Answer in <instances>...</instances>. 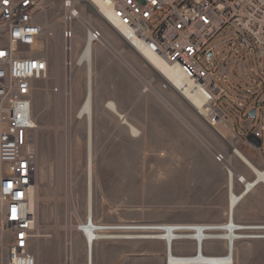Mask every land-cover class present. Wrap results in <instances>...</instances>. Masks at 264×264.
<instances>
[{
  "label": "rangeland",
  "instance_id": "1",
  "mask_svg": "<svg viewBox=\"0 0 264 264\" xmlns=\"http://www.w3.org/2000/svg\"><path fill=\"white\" fill-rule=\"evenodd\" d=\"M75 1L83 21L74 19L71 23V69L75 68V73L69 102L61 33L63 0H36L34 11L36 22L58 25L54 40L44 33L34 45L35 55L45 57L48 63L46 77L34 82L31 93L40 174L37 173V226L30 243L36 264H64L68 249L71 264H86L84 236L75 229V217L87 216V124L85 116L76 118L85 95L86 64L83 61L76 67L75 63L86 44L85 21L92 10L87 0ZM91 20L102 34L101 41L92 44L91 54L93 222L225 223L229 197L227 165L215 159L216 153L224 154L234 170L238 158L233 148L249 158L250 151L260 153L252 150L246 136L238 135L239 118L234 114L239 112L221 102L222 112L229 117V132L220 135L209 123V116L192 108L114 29L97 17L91 16ZM5 40L0 26V43ZM257 63L260 73L255 74L252 69ZM217 64L215 81L219 85L225 87L231 79L236 87H252L258 90L260 99L264 98V56L258 59L248 51L239 52L223 63L219 58ZM223 73L226 74L221 76ZM144 80H150L153 90H145ZM259 82L257 87L255 83ZM108 101L114 102L119 112L139 129V137L130 136L128 127L108 108ZM257 118L258 115L254 122ZM67 120L73 124L71 130L66 126ZM260 148L264 153V136ZM234 180L233 191L240 194L242 184L235 177ZM71 202L76 213L70 211ZM68 219L73 225L69 238ZM233 219L243 225H264L263 183L237 204ZM240 233L234 244V264H264V230ZM119 236L100 238L94 243L93 264H167L164 240ZM225 243L222 239H208L203 252L223 255ZM173 253L193 255V241H174Z\"/></svg>",
  "mask_w": 264,
  "mask_h": 264
},
{
  "label": "built area",
  "instance_id": "2",
  "mask_svg": "<svg viewBox=\"0 0 264 264\" xmlns=\"http://www.w3.org/2000/svg\"><path fill=\"white\" fill-rule=\"evenodd\" d=\"M102 1L112 18L125 28L122 33L125 42L129 41L133 47L139 43L149 48L169 64L178 66L183 77L199 86L205 101L213 106L212 111L219 112H210L211 121L226 122L229 118L222 112V101L235 110L249 108L247 115L251 108H255V116L262 115L264 101L259 98L258 90L236 87L231 79L225 87L219 85L215 81V68L219 58L223 63L239 52L248 51L258 59L264 56V0ZM87 4H90L88 0ZM77 5L75 0H63L62 4L61 33L67 82L72 66L71 56H68L73 37L71 23L81 18ZM35 7L36 0H0V26L6 39L0 43V264H36L30 252L37 226L31 200L38 156L31 93L34 82L46 77L48 63L45 57L35 55L34 45L44 33L54 40L58 25L43 26L36 22ZM92 14L105 22L106 19ZM85 28L86 43L101 41L102 34L92 20ZM218 37L222 39L215 41ZM252 70L260 73L259 64ZM255 85L259 87L260 82ZM253 134L261 140L260 131ZM215 159L225 162L227 157L216 153ZM75 219L76 230L80 232L81 225L89 226L93 222L89 216ZM95 227V231L109 236L117 233L114 235L128 239L166 228L190 232L201 227L209 232L218 225L118 223Z\"/></svg>",
  "mask_w": 264,
  "mask_h": 264
},
{
  "label": "bare ground",
  "instance_id": "3",
  "mask_svg": "<svg viewBox=\"0 0 264 264\" xmlns=\"http://www.w3.org/2000/svg\"><path fill=\"white\" fill-rule=\"evenodd\" d=\"M90 3L88 6L92 10V13L104 18L105 22L114 29L121 37L122 33H125V28L121 26L116 20L112 18L111 12L106 8L104 2L102 0H88ZM93 14L87 15L88 22L85 21V25L89 24L91 21V16ZM106 17V18H105ZM81 19V18H80ZM110 19V20H108ZM83 21V19H81ZM104 43V42H103ZM126 43L131 46L130 42L126 41ZM107 45V43H105ZM92 43L87 41L85 47L81 54H79L76 58V67L79 66L83 61L86 64V87H85V95L83 100L79 106V109L76 113V118L79 119L82 116L86 117L87 124V153H86V171H87V182H86V215L91 217L92 219V166H93V141L91 136V126H92V98H93V73H92ZM139 55L142 57L155 71L158 73L192 108H194L200 115L209 116L212 109L209 104L205 101V96L200 91L199 86L192 82L191 80L182 76L180 69L178 66L171 65L165 59L160 57L157 53L151 51L149 48L144 47L143 45L136 43V47L131 46ZM118 56L121 55V51L116 52ZM70 56V53L68 54ZM75 73L74 69L68 70V75L70 77L67 82V96L68 102L71 92L72 85V75ZM145 90H153L150 84V80H144ZM107 106L112 113L117 115L120 119V123L125 124L129 129L130 136L136 138L139 137L140 131L137 127H135L126 117L125 114L119 112L116 104L112 101L107 102ZM215 111L216 114L219 112ZM69 119V118H68ZM209 123L216 129V131L225 136L229 132L228 124L219 119L217 121H211V118H208ZM66 126L71 130L73 127L72 122L70 123L67 120ZM34 127L36 125L34 124ZM69 131V130H68ZM70 133V132H69ZM69 149V148H68ZM232 152L240 158L246 165H248L253 172L255 173V177L253 180H247L242 175L235 173L234 169L230 167L229 161H225L227 168V184L229 188V197H228V209H227V221L223 224H214L218 225L216 230L206 232L201 227H196V229L190 232H177L173 231L172 228H166L161 234H149V235H137L130 236L129 238H155L164 240L165 244V252H166V260L167 264H234V244L235 239H237L238 235H240L241 230H264V225H243L237 223L233 219V212L237 204L245 197L248 192H251L257 183L264 184V168L259 169L255 167L252 162L237 148H233ZM39 172V171H38ZM36 172V183L33 187L32 192V200L31 204L33 206V210L36 213L38 208V183L37 173ZM39 174V173H38ZM40 175V174H39ZM234 176L236 180L243 184V190L240 194H236L233 191V182ZM70 202V201H69ZM70 211L73 213L75 209H73L72 202L69 204ZM67 234L69 238L70 230L73 228V225L69 223V219L67 220ZM99 225L94 222H91V225H81L80 230L83 233L85 248H86V264H93V245L100 238L107 237H118L113 235H107L103 231H95V226ZM77 229V226H75ZM181 233V234H179ZM185 233V234H182ZM248 235V234H247ZM250 235V234H249ZM245 236V234H244ZM251 236V235H250ZM121 237V236H120ZM127 237V236H126ZM240 237V236H239ZM109 239V238H108ZM208 239H222L226 240L225 243V254L223 255H206L203 252L204 244ZM178 240H192L194 243V254L193 255H176L173 253L174 241ZM69 243V242H68ZM70 251L68 249L67 253V261L64 264L70 263Z\"/></svg>",
  "mask_w": 264,
  "mask_h": 264
},
{
  "label": "crops",
  "instance_id": "4",
  "mask_svg": "<svg viewBox=\"0 0 264 264\" xmlns=\"http://www.w3.org/2000/svg\"><path fill=\"white\" fill-rule=\"evenodd\" d=\"M260 85H261V82H260ZM261 100L264 101V98H261ZM248 109H246L245 111L237 110V112H239V114H234L235 117L238 115V118H239V119H237V123H236L237 133L240 136H246L248 133H253V131H260L261 136H262L261 137V140H262V138L264 136V116L263 115L259 116L257 114L258 115V118H257L256 122H254V118H250L247 115V110ZM241 121L243 122V125H241V123H240ZM252 148H253L252 150H259L260 151L259 155H258L257 151H250V153L252 154V158H249L247 156L246 157L250 160V162H252V164L255 167H257L259 169L264 168V164H263V161H264V153L261 151V148L260 147L259 148H256V147H253L252 146ZM231 163H232V161H231ZM235 169L236 170H234V171L237 174L242 175L247 180H253L254 177H255V173L253 172V170L248 165H246V163H244L240 158H238L237 168H235ZM237 182L239 184H242L239 181H237ZM261 184L262 183H257V185H255L254 189L251 192H253L255 189H257ZM233 186H234V182H233ZM238 186H240V185H238ZM242 190H243V184H242V187H241V191ZM251 192H248L245 196H247ZM224 212L227 215V211L225 210Z\"/></svg>",
  "mask_w": 264,
  "mask_h": 264
},
{
  "label": "water",
  "instance_id": "5",
  "mask_svg": "<svg viewBox=\"0 0 264 264\" xmlns=\"http://www.w3.org/2000/svg\"><path fill=\"white\" fill-rule=\"evenodd\" d=\"M248 115L250 118H254L255 116V108H251L249 111H248ZM246 141L252 145L253 147H256V148H259L261 146V140L256 137L253 133H248L246 135Z\"/></svg>",
  "mask_w": 264,
  "mask_h": 264
}]
</instances>
